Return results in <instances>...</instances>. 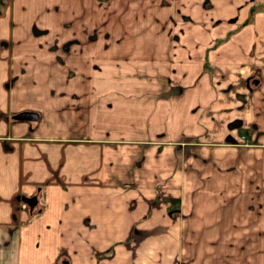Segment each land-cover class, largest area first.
<instances>
[{
  "label": "crops",
  "instance_id": "1",
  "mask_svg": "<svg viewBox=\"0 0 264 264\" xmlns=\"http://www.w3.org/2000/svg\"><path fill=\"white\" fill-rule=\"evenodd\" d=\"M0 264H264V0H5Z\"/></svg>",
  "mask_w": 264,
  "mask_h": 264
},
{
  "label": "water",
  "instance_id": "2",
  "mask_svg": "<svg viewBox=\"0 0 264 264\" xmlns=\"http://www.w3.org/2000/svg\"><path fill=\"white\" fill-rule=\"evenodd\" d=\"M14 119L19 120H36L38 114L33 111H21L13 115ZM22 201L25 202L29 207L33 208L37 203V197L35 195L22 197Z\"/></svg>",
  "mask_w": 264,
  "mask_h": 264
},
{
  "label": "trees",
  "instance_id": "3",
  "mask_svg": "<svg viewBox=\"0 0 264 264\" xmlns=\"http://www.w3.org/2000/svg\"><path fill=\"white\" fill-rule=\"evenodd\" d=\"M4 2H5V0H0V12H1V8H2V6L4 5ZM259 6L257 5H255V6H253V7H251V9H250V11H249V14H248V17H247V21H248V19H250V17H251V15H252V13H253V11L255 10V9H257Z\"/></svg>",
  "mask_w": 264,
  "mask_h": 264
}]
</instances>
